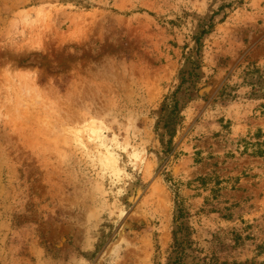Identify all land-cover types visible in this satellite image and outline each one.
<instances>
[{"label":"rangeland","instance_id":"374dc122","mask_svg":"<svg viewBox=\"0 0 264 264\" xmlns=\"http://www.w3.org/2000/svg\"><path fill=\"white\" fill-rule=\"evenodd\" d=\"M180 222L264 264V0H0V264H166Z\"/></svg>","mask_w":264,"mask_h":264},{"label":"trees","instance_id":"16d2710c","mask_svg":"<svg viewBox=\"0 0 264 264\" xmlns=\"http://www.w3.org/2000/svg\"><path fill=\"white\" fill-rule=\"evenodd\" d=\"M182 74L180 85L191 79L190 72L184 71ZM172 101L173 102L171 104L165 102L162 108L171 107V112L175 113L178 110L179 101L176 97H174ZM163 123L167 134L172 135L175 131L173 122L166 117ZM167 142L169 144L171 143V140L169 139ZM181 216L182 212H180L176 220H178ZM188 228L189 227L184 225L183 222H180L177 225V229L173 232V242L169 247L166 264H216L212 262L211 259L203 258L195 253V249L193 248V244L189 238L190 232Z\"/></svg>","mask_w":264,"mask_h":264},{"label":"bare ground","instance_id":"6f19581e","mask_svg":"<svg viewBox=\"0 0 264 264\" xmlns=\"http://www.w3.org/2000/svg\"><path fill=\"white\" fill-rule=\"evenodd\" d=\"M110 159H111V157L109 158L108 162L110 161ZM109 164H111V163H109Z\"/></svg>","mask_w":264,"mask_h":264}]
</instances>
